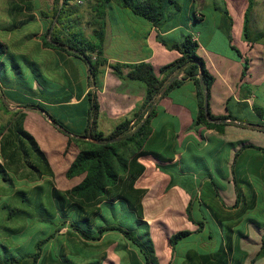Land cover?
<instances>
[{
    "label": "trees",
    "instance_id": "trees-1",
    "mask_svg": "<svg viewBox=\"0 0 264 264\" xmlns=\"http://www.w3.org/2000/svg\"><path fill=\"white\" fill-rule=\"evenodd\" d=\"M11 2V14L22 13L25 8L34 11L32 1ZM55 2L51 16L45 11L40 12L44 19H50L45 22L42 41L45 47L74 56L87 65L88 104L76 113L85 118V123L81 130H73L50 115L45 103L14 90L3 93V99L17 102L18 109L13 114L8 111L11 118L5 123L0 122V264H104L108 258L107 250L114 244L115 253L121 258L120 264H158L150 226L143 220V193L134 187L144 171L140 158L153 154L147 146L153 137L152 122L158 113L157 103L185 82L193 81L198 99L194 128L205 127L224 134L226 121L232 117H217L211 111L215 78L198 54L200 44L193 35L186 34L179 42L159 35L158 40L167 48L177 50L180 57L161 67L159 74L149 62L110 65L123 82L143 83L145 98L130 118L105 134L99 128L100 105L96 88L98 77L109 66L105 55L110 21L108 10L118 4L152 25L162 27L173 14L171 5L178 8V3L174 0H98L96 13L88 23L92 32L87 35L78 0ZM253 9L254 1L249 0L244 26L247 39L250 38ZM32 19L34 16L30 15L24 21H15L10 29ZM187 19L189 22L197 20L193 16ZM238 54L241 57L239 51ZM7 55L8 48L0 39V81L4 86H13L17 79L7 76L8 65L4 61ZM12 68V72H16L13 75L22 80L21 68L14 63ZM4 107L7 111L5 101ZM64 107L71 114L81 106ZM24 108L51 116L68 137L67 149L73 144L78 146L66 177L69 180L81 178V181L70 189L60 190L52 180L55 174L47 154L25 129ZM232 149L236 151L229 175L233 177L237 198L233 206H227L220 198L219 179L229 177L225 169L230 164L228 152ZM247 150L264 154V148L254 144L223 141L221 148L216 150L222 155L214 158L216 173L208 165L200 170L209 182L203 184L202 195L190 202L187 209L198 229L173 234L171 246L176 250L183 239L189 241L207 225L210 228L207 240H215V243L211 247L186 250V264H243L249 256L240 244L246 237L244 227L253 225L264 229V157L255 156L256 168L250 170L246 163ZM248 176L254 177L256 186L261 185L258 190ZM207 198H211L210 202ZM197 213L203 220H198ZM261 258H264V235L255 260Z\"/></svg>",
    "mask_w": 264,
    "mask_h": 264
},
{
    "label": "crops",
    "instance_id": "crops-1",
    "mask_svg": "<svg viewBox=\"0 0 264 264\" xmlns=\"http://www.w3.org/2000/svg\"><path fill=\"white\" fill-rule=\"evenodd\" d=\"M11 7V0H0V39L8 48V55L4 60L8 65L7 76L17 80L13 86H4L0 81L2 99L4 98L3 93H7L6 91L21 92L48 105L49 112L51 109L60 110L62 114L59 115L60 118L55 116L56 119L63 121L73 130H81L85 118L79 117L76 113L77 110H81L88 104L86 96L90 87L87 65L74 56L44 46L42 38L46 31L45 22L48 19H44L38 13L37 8H34L33 12L25 8L22 13L13 12L11 14ZM238 11H241V8ZM223 13L225 25L220 26V30L226 36L227 49L231 47L234 52L216 50L206 41L202 44L201 33L193 30V22L197 21L195 19L188 23L187 33L184 22L156 27L144 19H138L135 26L142 32L137 34V39L133 44H129L132 46L131 48H121L117 54H109L106 50L108 35L106 36L105 55L109 66L98 77V87L96 88L100 105L99 128L105 134L111 133L122 120L130 118L142 105L145 98L143 83L131 80L123 82L114 74L110 65L118 62L125 64L149 62L159 74L161 67L180 57L177 50L167 48L158 40L159 35L178 42L186 34L193 35L200 44L198 54L205 60L208 70L215 78L211 90V111L217 117L227 115L232 117L226 121L227 126L224 134L205 127L194 128L198 99L197 86L193 81L185 82L157 103L158 113L152 122L153 137L147 146V149L153 154L140 158L139 162L144 166V171L137 178L134 187L143 193L141 198L143 220L150 226L151 237L159 260L158 264H174L177 248L174 250L171 246L173 234L183 230L195 232L198 229V226L189 218L187 209L190 202L202 195L203 184L206 185L209 180L202 175L204 174L202 171L195 167L191 157H199L198 154L208 148L219 150L223 141L228 143L244 141L259 146L252 142L250 136L257 133L264 135V107L261 106L255 92L256 87L264 85V45L260 43L264 34L252 35L250 33L252 23H250V38L247 39L244 35L245 16L235 23L234 17L227 7L223 9ZM240 14L238 13L239 16ZM30 15H33L34 19L20 24L13 30L10 29L15 21H24ZM179 37L182 38L179 40ZM235 40L238 44H235ZM13 63L24 73L22 80H19V76L16 74L13 75ZM5 100L17 106V102ZM65 105L81 107L68 114ZM23 112L26 114L25 129L30 134H32L30 131L39 133V127L51 134L53 144H57L58 155L61 156L57 162L62 166L63 172L59 173L66 176L73 161L72 159L67 162L64 157L67 151V135L45 112L26 108L23 109ZM32 112L36 114L30 117ZM101 116H104L105 119L100 124ZM244 130L250 133L243 134ZM253 137L254 135H252ZM35 139L37 140L36 137ZM38 143L41 147L40 142ZM259 147L264 148V146ZM41 149L47 154L55 174L52 179L55 183L57 174L49 154L56 151L49 150L48 153L42 147ZM236 150L232 149L228 152L230 164L225 169L228 175ZM245 154L247 168L250 170L256 168L255 156L264 157L263 153L255 150H247ZM220 155L222 153L216 152L214 158L218 159ZM212 172L216 173L215 170ZM219 180L220 198L227 206H233L237 198L233 177L229 175L228 178ZM248 180L257 190L261 186H256L254 177L248 176ZM56 187L60 189L57 185ZM155 190L152 214L148 216L145 213L147 197L150 195V191L155 192ZM247 194L250 195V192ZM207 200L210 202L211 198H207ZM197 216L198 220H203L200 213H197ZM262 219L264 220V214H262ZM244 231L246 237L241 240L240 244L249 256L243 264H264V258L255 260L260 251L264 229L248 225L244 227ZM209 236L208 231L199 241H196L197 248H191L192 241H190L187 250L213 246L215 240L208 242L207 237ZM211 236L216 238L214 234ZM248 245H252L254 249ZM115 246L114 244L108 248V258L104 264H120L121 258L115 253ZM182 264H186V261Z\"/></svg>",
    "mask_w": 264,
    "mask_h": 264
},
{
    "label": "rangeland",
    "instance_id": "rangeland-1",
    "mask_svg": "<svg viewBox=\"0 0 264 264\" xmlns=\"http://www.w3.org/2000/svg\"><path fill=\"white\" fill-rule=\"evenodd\" d=\"M33 3V8L38 9V13H40V10L47 12L50 16L53 13V8L55 7V1L56 0H30ZM178 3V8H175L171 5V11L172 15L170 18V15L168 17V21L163 24H174V23H180L184 22L186 23V33L188 32V23L189 20L187 19L188 16H193V18H196L197 21L193 22V30L196 32L201 33L202 35V44L208 42L213 48L216 50H220L222 52H226L227 50H231V52H234L231 47L227 49L226 46V36L223 31L220 30V26L225 25L224 21V13L223 9L227 7L234 17L235 23L239 21V19H243L245 16V13L247 11V8L249 6V0H174ZM254 1V9L251 14V28L250 33L252 35L257 34H264V0H253ZM78 3V2H77ZM98 4V0H89L85 2L84 4H78L80 13L83 16V28L85 29V32L87 35H89L92 32V27L88 24L90 21H92L93 16L95 15V7ZM243 8H242V6ZM241 8V11H238V9ZM180 9V10H179ZM109 11V25L107 28V35L108 39L106 42V50L109 54H117L121 48H131L132 46H129V44H133L137 39V34L139 35L142 30L140 28H137L135 26L136 20L143 19L141 17L135 16L131 11L121 7L118 4L112 5V7L108 10ZM196 16H195V14ZM238 13H241L240 16ZM50 19H48L49 21ZM243 22V20H242ZM162 24V25H163ZM182 37H179V40ZM216 40L213 42L212 40ZM261 44L264 45V37L261 39ZM235 44H238L235 40ZM238 46V45H237ZM255 90L258 101L260 102L261 106L264 107V85H260L256 87ZM1 90V89H0ZM4 101L6 103V106H8V110L6 111L4 107ZM8 100H4L1 97L0 92V122L5 123L11 118V114H13L14 111L18 109L16 104H10ZM7 108V107H6ZM9 111V113H7ZM36 114L35 112H32L30 114V117H33V115ZM50 114L53 116H56L57 118H60L59 115L62 114V112L58 109H51ZM104 116H101L100 124L102 121H104ZM259 121V119H257ZM40 142L41 147L49 153V150L56 151L55 153L49 154L50 161L53 165V168L57 174L55 184L60 188V190H68L77 183L81 181V178H75L73 180H69L65 174H60L59 172H63L62 166L58 164V146L57 144H53L52 136L49 132H47L42 127H39V133H35L33 131H30ZM243 134L250 133L248 131H242ZM252 135L254 137L252 138ZM252 142H255L259 146H264V135L263 134H251L250 136ZM157 142L158 139L156 138ZM78 152V146L76 144H73L71 147L67 149V151L64 154V157L66 158V161H71L74 159ZM216 154L215 149L208 148L205 151L198 154L197 157H191V160L193 161V164L196 168H199V170H204L207 167L212 171L216 170V162L214 161V157ZM68 162V161H67ZM152 192V193H151ZM154 193L155 192L150 191V195L147 197V202L145 205V213L150 216L152 214V206L154 203ZM210 230L209 226L207 225L205 227V230L203 233L194 234L189 241L183 239L180 244L177 247V257H175L174 264H182L186 261V250L188 249L187 246L190 243V241L193 239L194 242H191L192 245L191 248H197L198 244L196 241H199L201 237L204 236V234H207ZM259 239V238H258ZM251 247L252 245H248ZM253 257V254H252Z\"/></svg>",
    "mask_w": 264,
    "mask_h": 264
},
{
    "label": "built area",
    "instance_id": "built-area-1",
    "mask_svg": "<svg viewBox=\"0 0 264 264\" xmlns=\"http://www.w3.org/2000/svg\"><path fill=\"white\" fill-rule=\"evenodd\" d=\"M87 1H89V0H78V4H84Z\"/></svg>",
    "mask_w": 264,
    "mask_h": 264
},
{
    "label": "water",
    "instance_id": "water-1",
    "mask_svg": "<svg viewBox=\"0 0 264 264\" xmlns=\"http://www.w3.org/2000/svg\"><path fill=\"white\" fill-rule=\"evenodd\" d=\"M201 79V78H200ZM201 83H203V80L201 79ZM206 111H208V108L206 107Z\"/></svg>",
    "mask_w": 264,
    "mask_h": 264
}]
</instances>
